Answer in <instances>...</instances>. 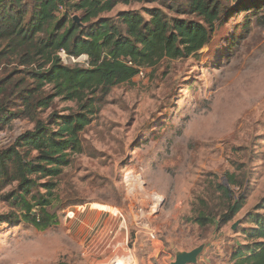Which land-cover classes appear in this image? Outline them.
<instances>
[{"label": "rangeland", "instance_id": "1", "mask_svg": "<svg viewBox=\"0 0 264 264\" xmlns=\"http://www.w3.org/2000/svg\"><path fill=\"white\" fill-rule=\"evenodd\" d=\"M144 7L149 4H118L103 16ZM85 57L63 62L87 66ZM103 99L80 134L83 151L34 190L44 193V182H52L46 208L56 222L31 225L10 200L16 184L0 189V264H82L79 221L73 220L83 210H144L170 258L204 244L213 264H233L232 245L245 241L244 216L264 196V8L225 15L197 53L142 68ZM67 108L75 103L56 98L41 116ZM33 126L13 119L0 129V150ZM227 172L245 176L246 204L226 223L219 214L199 226L200 198H208L214 180L239 190L228 184ZM27 200L36 203L31 195Z\"/></svg>", "mask_w": 264, "mask_h": 264}, {"label": "trees", "instance_id": "2", "mask_svg": "<svg viewBox=\"0 0 264 264\" xmlns=\"http://www.w3.org/2000/svg\"><path fill=\"white\" fill-rule=\"evenodd\" d=\"M133 3L149 7L103 16L118 4ZM251 8H264V0H0V66L5 69L0 129L15 118L34 124L14 145L0 150V189L16 184L10 200L31 225L44 229L56 222L46 208L52 182H44V193L34 190L40 179L59 176L70 156L83 151L80 134L100 111L99 102L142 68L197 53L225 15ZM61 49L74 57L86 55L88 65L65 64ZM56 98L74 102L75 109L53 112L44 120L41 114ZM226 176L239 190L214 180L208 198H200L201 212L194 218L199 226L219 214L220 223H226L246 204L245 176ZM29 195L36 203L27 200ZM35 206L41 209L34 213ZM244 223L245 241L232 245L230 260L264 264V196L246 212Z\"/></svg>", "mask_w": 264, "mask_h": 264}, {"label": "crops", "instance_id": "3", "mask_svg": "<svg viewBox=\"0 0 264 264\" xmlns=\"http://www.w3.org/2000/svg\"><path fill=\"white\" fill-rule=\"evenodd\" d=\"M73 221H79L76 234L82 264H152L164 258L171 264L178 252L191 250L179 249L170 258L172 254L167 253L162 241L149 236L150 218L144 210H129L128 215L120 210H83ZM199 246L202 250L197 261L190 264H213L206 254L208 248Z\"/></svg>", "mask_w": 264, "mask_h": 264}, {"label": "water", "instance_id": "4", "mask_svg": "<svg viewBox=\"0 0 264 264\" xmlns=\"http://www.w3.org/2000/svg\"><path fill=\"white\" fill-rule=\"evenodd\" d=\"M74 20L76 22H80L79 16L74 15ZM236 227V224L232 225V228L234 229ZM202 250V246L195 247L191 249L190 251H182L178 252L175 255V260L171 264H190L195 263L197 261V256Z\"/></svg>", "mask_w": 264, "mask_h": 264}, {"label": "built area", "instance_id": "5", "mask_svg": "<svg viewBox=\"0 0 264 264\" xmlns=\"http://www.w3.org/2000/svg\"><path fill=\"white\" fill-rule=\"evenodd\" d=\"M58 55L60 56L61 60L62 61H65V60H73L74 62H79L80 61V57L84 56V55H80L78 57H74V56H70L68 55L63 49H61L59 52H58ZM85 59H87V62H88V58L85 57ZM149 236L150 237H154L155 236V231L150 229L149 230ZM118 262H115L114 264H117ZM129 264H134V263H129ZM152 264H159L158 262H153Z\"/></svg>", "mask_w": 264, "mask_h": 264}, {"label": "bare ground", "instance_id": "6", "mask_svg": "<svg viewBox=\"0 0 264 264\" xmlns=\"http://www.w3.org/2000/svg\"><path fill=\"white\" fill-rule=\"evenodd\" d=\"M128 250V249H127ZM128 253V252H127ZM131 254V253H130ZM135 255V254H134ZM123 256H124V254H123ZM127 256V255H126ZM133 260V259H132ZM133 262H135V261H133ZM136 263V262H135ZM117 264H120V263H117Z\"/></svg>", "mask_w": 264, "mask_h": 264}]
</instances>
